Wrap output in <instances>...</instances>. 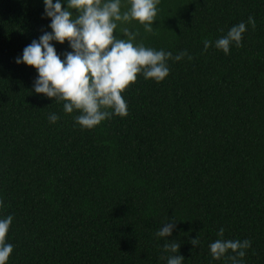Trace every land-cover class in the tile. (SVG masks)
<instances>
[{
  "label": "trees",
  "instance_id": "16d2710c",
  "mask_svg": "<svg viewBox=\"0 0 264 264\" xmlns=\"http://www.w3.org/2000/svg\"><path fill=\"white\" fill-rule=\"evenodd\" d=\"M157 7L153 32L127 25L135 43L191 60L169 59L159 83L137 74L121 93L127 115L82 130L78 112L33 93L35 70L14 63L48 30L42 0H0V218L13 217L7 264H166L169 241L182 264H232L231 252L209 255L221 227L224 239L250 241L242 264H264V0ZM249 16L255 27L246 23L240 47L228 55L203 49ZM53 45L70 51L67 41ZM169 221L171 236L157 237Z\"/></svg>",
  "mask_w": 264,
  "mask_h": 264
},
{
  "label": "clouds",
  "instance_id": "9594fccd",
  "mask_svg": "<svg viewBox=\"0 0 264 264\" xmlns=\"http://www.w3.org/2000/svg\"><path fill=\"white\" fill-rule=\"evenodd\" d=\"M159 3L160 0H123V4L122 0H42L41 19L49 21L48 30L26 45L14 63L35 70L33 93L62 102L65 114L78 112L75 124L82 130H90L112 116L123 118L127 104L121 93L135 82L137 74L159 83L169 74V59L176 62L185 56L192 58L183 51L173 56L171 52L135 43L137 32L127 25L135 22L146 33L153 32ZM246 23L255 27L253 17L249 16L247 22L231 26L215 41L204 40L203 49L211 44L228 55L230 46L240 47ZM65 41L70 51L58 54L53 42ZM57 120L55 113L49 114V123ZM12 219L11 215L0 218V264H7L13 249L5 242ZM174 228L175 222H166L155 235L164 239L171 236ZM216 235L218 238L208 244L211 259L220 260L231 252L228 259L232 264H242L250 241L224 239L223 227ZM190 241L193 247L199 243L196 238ZM178 248L175 242L164 244V251L171 253L162 257L166 264H182L184 258L177 254Z\"/></svg>",
  "mask_w": 264,
  "mask_h": 264
}]
</instances>
